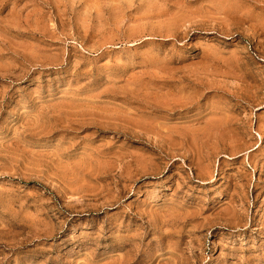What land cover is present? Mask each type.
<instances>
[{"label": "rangeland", "instance_id": "obj_1", "mask_svg": "<svg viewBox=\"0 0 264 264\" xmlns=\"http://www.w3.org/2000/svg\"><path fill=\"white\" fill-rule=\"evenodd\" d=\"M0 264H264V0H0Z\"/></svg>", "mask_w": 264, "mask_h": 264}, {"label": "bare ground", "instance_id": "obj_2", "mask_svg": "<svg viewBox=\"0 0 264 264\" xmlns=\"http://www.w3.org/2000/svg\"><path fill=\"white\" fill-rule=\"evenodd\" d=\"M239 17H240V16H239ZM240 18H241V17H240ZM242 18H243V17H242ZM242 18H241V19H242ZM233 19H234V18H233ZM246 97H247V96H246ZM246 97H245V98H246ZM250 100H251V99H250ZM242 101H243V100H242ZM177 107H178V106H177ZM177 107H176V108H177ZM179 107H180V106H179ZM184 108H185V107H184ZM186 108H187V107H186ZM179 109H180V108H179ZM175 110H176V109H175ZM226 123H227V122H226ZM229 127H230V126H229ZM177 138H178V137H177ZM215 138H216V137H215ZM174 139H176V137H174ZM216 139H217V138H216ZM222 142H223V141H222ZM238 142H239V141H238ZM240 144H241V143H240ZM203 148H204V147H203ZM216 148H217V147H216ZM234 152H235V151H234ZM235 153H236V152H235ZM198 175H199V174H198ZM208 175H209V173H208ZM208 175H207V176H208ZM204 177H205V176H204ZM200 179H201V178H200ZM245 188H246V187H245ZM245 192H246V190H245ZM245 192H244V193H245ZM246 195H247V194H246ZM242 202H244V201H242Z\"/></svg>", "mask_w": 264, "mask_h": 264}]
</instances>
